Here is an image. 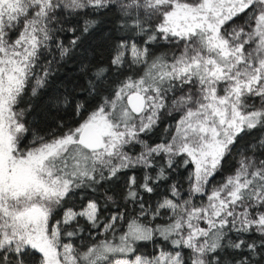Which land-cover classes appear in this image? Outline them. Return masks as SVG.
Segmentation results:
<instances>
[{
  "label": "snow or ice",
  "instance_id": "6c2138e0",
  "mask_svg": "<svg viewBox=\"0 0 264 264\" xmlns=\"http://www.w3.org/2000/svg\"><path fill=\"white\" fill-rule=\"evenodd\" d=\"M113 9L123 28L147 36L145 46L125 40L116 44L110 67H97L89 81L90 93L109 94L78 126L47 141L39 137L25 149L28 128L22 122L24 111L16 106L33 80V95L45 84L48 68L39 75L35 69L50 43L61 57L70 51L53 40L50 25L60 22L64 10L87 16ZM242 14L249 16V30L229 31L226 25ZM96 23L86 19L60 31L73 34L69 44L75 47L77 31L89 33ZM158 39L182 42L180 55L171 62L151 57L148 43ZM129 54V66L143 65L144 74L106 84L110 70L118 76ZM176 91L183 94L176 96ZM252 97L264 101V0H0V264H264V160L242 156L235 173L211 188L206 205L192 203L194 195L205 193L237 138L264 129V105L250 106ZM61 103H74L77 115L87 111L85 102L65 97ZM169 104L183 112L170 142L151 146L139 139L151 132ZM132 144L142 145L143 151L129 154L125 148ZM256 147L264 150V138L252 146L253 152ZM161 153L167 157L164 164L154 163ZM184 156L189 158L183 160L185 166L195 165L189 198L182 203L165 198L152 213L155 218L160 209L170 210L167 224L151 228L133 220L114 242L122 214L113 215L103 224L113 240L81 251L62 242L61 229L79 217L100 227L101 206L89 200L79 211L66 209L63 219L49 227L54 211L75 189L143 168L139 181L133 172L125 182L124 199L140 201V191L152 193L153 185L167 178L166 170L178 166L175 158ZM157 168L155 177L147 171ZM171 191L173 197L181 195L175 184ZM140 207L141 215L147 214L143 203ZM78 231L65 229L63 235L71 238ZM256 234L259 242L252 239ZM154 235L170 240L177 250L161 251L153 259L117 258L134 251V242ZM179 249L189 250L187 259ZM225 255L232 259L226 261Z\"/></svg>",
  "mask_w": 264,
  "mask_h": 264
},
{
  "label": "trees",
  "instance_id": "16d2710c",
  "mask_svg": "<svg viewBox=\"0 0 264 264\" xmlns=\"http://www.w3.org/2000/svg\"><path fill=\"white\" fill-rule=\"evenodd\" d=\"M88 11V10H84ZM251 15V14H249ZM86 19H95L97 21L94 28L89 33L82 34L77 31L76 35L80 36V40L75 47L69 44L74 37L73 34L67 31H60L61 28L67 29L70 27H78L77 21L80 24ZM59 23L50 25L53 29L51 33L54 41L63 42L65 47H69L70 51L67 55L61 57L60 51L57 49L55 43H50L48 50L40 57V61L35 69L39 75L42 74L43 68H48L49 75L43 87H39L35 93L32 94V87L34 80L26 88L25 94L21 103L16 106V109L23 110L24 115L22 122L28 128V132L23 134L22 146L27 149L34 146V141L39 137H43L45 141L51 139L55 135L62 134L68 127H76L79 123L87 118L88 114L93 111L97 104L100 103L102 96H107L108 91L100 90L98 94H92L88 91L89 81L93 80V74L99 66L110 67V59L116 44L121 40L128 42H135L138 46H145L147 36L123 28L122 21L119 18V13L116 9L111 11L101 10L89 12L86 16L83 12L79 15L69 14L68 10H64L63 15H58ZM70 21L66 23L64 21ZM249 21L248 15H241L236 18L233 23L226 25L229 31L232 28L245 27L249 30L246 24ZM12 38H15L13 33ZM151 57H161L168 62L172 61L173 56H179L183 48V43H176L158 39L148 43ZM247 49V46H246ZM126 65L120 70L119 75H115L116 69L112 68L108 73L106 84L114 80H123L128 76L133 79L138 78L144 74L143 65H130V59L125 58ZM184 91H188L187 87ZM183 93L176 91L174 95L179 96ZM222 94V93H221ZM173 94H169V100ZM73 102H85L87 111H81L79 115L76 114L74 103L64 106L61 101L64 98ZM248 104L254 108H260L264 105L258 97H252L248 100ZM183 115L182 111L169 107L167 110H162L160 119L153 127L151 132L141 133L139 139L147 142L148 145L155 146L156 144L170 142L171 136L175 135V127L180 117ZM264 138V129H254L250 133L243 134L242 137L237 138V143L233 146L231 154L226 156L222 161L220 169L209 180V184L204 194H196L192 197V203L196 206L206 205L208 203L207 194L213 186H219L224 183L225 179L235 173L239 167V161L242 156H255L258 160H264V150L256 147L253 152L252 146L257 145L258 141ZM129 154L135 156L143 151V146L140 144L128 145L125 148ZM167 159L166 155L161 153L156 157L154 163L164 164ZM179 163L170 170H166V179L157 181L153 187L152 193L140 191L142 200L131 201L124 199L125 182L128 175L135 173L138 181L144 174L145 169L137 168L135 170H124L119 179L113 178L111 181H103L100 185H92L91 187H82L75 189L70 197L66 198L61 207H58L50 222L60 220L66 209L78 210L83 208L89 200H96L101 206L100 212V227H94L91 222L83 217L77 218L71 225H63L61 232V239L64 243H72L81 251L87 247L99 243L103 240H113V233L111 231L104 232L103 224L109 222V218L113 215L122 214V219L118 220L115 225V240L124 232L127 231L128 224L136 220L145 226L156 228L159 225H165L169 222V217L172 215L170 210L160 209V215L153 218L152 213L155 211L157 205L165 198L175 199L177 203H182L183 200L188 199V190L190 188L189 176L194 173V163H188L186 166L183 160L188 157H176ZM150 175L155 177L157 169H148ZM107 174V173H106ZM175 184L179 189L181 195L173 197L172 185ZM107 197H112L111 200ZM143 203L147 214L141 215L140 204ZM201 226H206L201 223ZM78 231V234L69 238L63 235L64 230ZM259 234L252 236V239L258 241ZM134 251L121 254L119 257L133 258L138 254L155 257L161 251L174 252L176 246L170 240H164L159 235H154L152 240L136 241L132 244ZM185 253V258L189 254L188 249H179ZM222 255H224L222 253ZM231 256L225 255V260L230 261Z\"/></svg>",
  "mask_w": 264,
  "mask_h": 264
},
{
  "label": "rangeland",
  "instance_id": "374dc122",
  "mask_svg": "<svg viewBox=\"0 0 264 264\" xmlns=\"http://www.w3.org/2000/svg\"><path fill=\"white\" fill-rule=\"evenodd\" d=\"M127 58H129L130 60H131V56H130V54L128 55V56H126ZM125 57V58H126ZM16 111H19L18 109H15ZM86 206V205H85ZM84 206V207H85ZM83 207V208H84ZM83 208H81V209H83ZM81 209H78V210H75V211H79V210H81ZM74 210V209H73ZM63 219V216H62V218L60 219V220H62ZM57 221V220H56ZM55 222H49V227L51 228L52 226H53V224H54ZM164 252H167V251H164ZM139 256H142V257H145V258H147V259H153V258H155L156 256H158L159 254H157L155 257H148V256H144V255H141V254H138ZM137 256V255H136ZM135 256V257H136ZM135 257H133V258H129V257H119V258H124V259H128V260H134L135 259Z\"/></svg>",
  "mask_w": 264,
  "mask_h": 264
}]
</instances>
